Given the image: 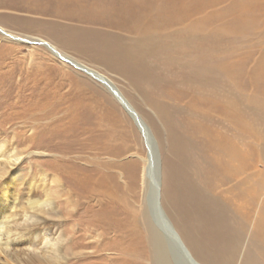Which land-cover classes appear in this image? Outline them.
I'll use <instances>...</instances> for the list:
<instances>
[{"label": "rangeland", "instance_id": "rangeland-1", "mask_svg": "<svg viewBox=\"0 0 264 264\" xmlns=\"http://www.w3.org/2000/svg\"><path fill=\"white\" fill-rule=\"evenodd\" d=\"M0 28L104 74L146 131L42 45L0 34V142L20 154L0 193L16 219L39 200L25 211L50 230L35 246L55 244L52 262L153 264L149 140L161 209L193 259L264 264V0H0Z\"/></svg>", "mask_w": 264, "mask_h": 264}, {"label": "bare ground", "instance_id": "bare-ground-1", "mask_svg": "<svg viewBox=\"0 0 264 264\" xmlns=\"http://www.w3.org/2000/svg\"><path fill=\"white\" fill-rule=\"evenodd\" d=\"M1 30L2 29L0 28V34L2 36H4L6 39L14 40L12 38L5 36L4 33L1 32ZM189 31L190 33H192L193 30H189ZM169 37H170L169 35H166L165 37H163L162 40L167 42L166 40ZM162 40L161 42H163ZM14 41L19 42V43H27V44L35 43L37 45L38 44L42 45L56 59L60 60L62 63H65L66 65L71 66L75 70L80 71L81 73L87 75V77L94 80L96 83L100 84L112 96V98L118 103V105L121 106V108L126 112V114L131 118V120L136 124V126L141 128L142 133L145 135L146 131L144 127H142L141 119L137 115L136 111L133 110V108L130 106V104L125 99V97H123L121 92L114 86L113 82L109 78H107L104 74L59 52L56 49V47H54L53 45H51L49 42L45 40L37 39L31 42L30 40L16 39ZM12 150H14L13 146L10 145V148H7L6 143L0 142V177L4 174L6 168L9 169V166L12 165V159L20 156V154H17V153L12 154ZM151 153L152 152H149V150L147 149L146 157L145 159H143L141 186H142V191H143V197L145 198V202H146L145 203L146 208L152 218L151 221H153V224L156 226V229L152 230L151 232L152 233L151 236L153 240L152 243L155 246L154 259L152 260V263L153 264H172L168 261V257H169L167 254L168 246L166 242L168 244L170 243L174 251L178 252L179 254L181 253L179 252L180 248L175 241V237H173V235L171 234L170 229L167 226V223L165 224L164 218L162 217V215H160L157 212V203H156L157 190L154 184L156 180L157 170L155 167L153 155ZM8 200H9V194L6 191H4V188H1V193H0V254L2 253L8 259H11L13 261V264H64L63 261H62L63 263H57V262L54 263L51 261V259L62 260L61 257L59 256V251L57 249L56 250L52 249L55 246V244H50L49 248H45L42 250L38 249L37 246H35V243H36L35 240L37 239H38L37 245L43 242V245L47 246L48 242H46V238H47L46 236H47V233L49 234L50 232V230H48L47 228L41 225V221L37 218L35 214L36 211L30 212L28 214L26 213L28 209L29 211L34 209L35 205L39 204V200L33 199V198L28 199L29 206H27L26 209L22 210V214H21L22 216H20L19 219H16V215L14 216L13 213L9 212L11 209L17 207L15 205V200H12L11 204H7ZM48 203L49 201L46 199L42 200L41 202L43 207L47 206ZM10 217H12L11 221L8 222V219ZM3 224H5L6 226L8 225L9 227L8 229H4V231H1ZM160 233H162L164 238L161 236ZM147 242H149V240ZM57 244L58 242L56 243V245ZM22 246H25V247L22 249H18L19 247H22ZM20 251H22L21 252L22 257H20L18 254ZM23 251H27V253L29 254L23 255ZM36 251H40V253H42L43 255L40 256L39 254L36 253ZM47 254L49 255V257H45V255ZM89 258H88L89 260L87 264H120L119 262H117L118 261L117 258H116V261H114L113 259L105 260L104 258L102 262H100V259H102L101 255L100 256L94 255V256H90ZM194 261H195L194 263H191V262L188 263L186 259L184 258V261L181 260V264H200L195 259ZM121 262H123L121 264H128V261L124 263L125 260H121ZM129 264H135V263L129 262Z\"/></svg>", "mask_w": 264, "mask_h": 264}, {"label": "water", "instance_id": "water-1", "mask_svg": "<svg viewBox=\"0 0 264 264\" xmlns=\"http://www.w3.org/2000/svg\"><path fill=\"white\" fill-rule=\"evenodd\" d=\"M145 143H146V146H147V149L149 150V152H151V150H152V152L154 153V154H152V153L151 154L153 155L154 162L156 161V167H157V165L159 164L158 157H157L156 153L153 151L151 145H149V140H146ZM154 184H155L156 190H157V194H156L157 212L160 215H162V217L164 218L165 224L167 223V226L169 227L171 234L173 235V237H175V241H176L177 245L180 248L179 249V252L181 253V254H179L178 252L175 251L176 253H178L177 256L182 261H184V258H185L188 263L189 262L194 263L195 261H194L193 257L190 255L188 249L186 248V246L184 245V243L180 239L179 235L173 229L172 225L170 224V222L168 221V219L166 218V216L164 215V213H163V211L161 209V206H160L161 180H160V174H159V172H157V176H156V180H155V183Z\"/></svg>", "mask_w": 264, "mask_h": 264}]
</instances>
